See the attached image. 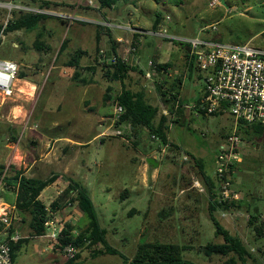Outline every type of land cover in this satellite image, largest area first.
I'll return each instance as SVG.
<instances>
[{"label": "rangeland", "instance_id": "rangeland-1", "mask_svg": "<svg viewBox=\"0 0 264 264\" xmlns=\"http://www.w3.org/2000/svg\"><path fill=\"white\" fill-rule=\"evenodd\" d=\"M2 1L35 9H42L45 2ZM92 1L52 2L57 6L50 11L62 17L75 14L76 19L50 16L35 30L7 31L9 23L28 13L0 8V60L14 61L20 69L13 95L5 97L0 93V173L4 172L10 180L19 173L42 179L52 174L73 177V168L77 166L73 162L83 160L89 164L91 173L85 168L81 176H90L84 184L100 223L108 232L107 241L122 255L132 259L141 242L160 241L185 247L182 253L185 261L227 264L235 254L207 256L204 252L208 244L222 243L223 238L215 234L208 211L210 195L195 160L203 162L210 177L215 176L219 147L234 133V119L229 114L206 115L203 108L198 113L197 108L184 109L180 119L185 125L172 124L170 146L163 152L162 144L147 130L138 135L129 126L114 124L115 103L106 106L101 97L110 83L103 76L102 65L97 63L101 58L109 63L107 58L115 47L119 54L114 55L121 59L126 51L136 47V52H127L133 73L126 86L136 91L144 89L149 102L159 108V115H168L156 84L172 93L177 91L173 88L178 81L184 82L182 99L185 97L187 104L190 95H185L186 89L195 96L200 92L198 74L188 68L186 49L178 42L133 34L126 29H166L178 37L217 36L225 43H250L264 49V0H220L215 6L211 5L213 0H137L134 4L119 2L112 9H101L100 0ZM214 26L216 32L211 29ZM38 34L43 35L41 41L46 47L40 51L36 48ZM117 34L122 42H118ZM78 49L89 52L90 56L81 64L97 67L91 77L102 88H96L89 103L84 102L73 81L75 69L68 66ZM151 61L169 67L166 72L147 78ZM110 85L115 98L121 91L120 82ZM181 88L182 84L179 91ZM105 107L111 112L103 113L102 117L99 111H106ZM102 119L106 121L105 127L100 126ZM112 123L114 127L110 128ZM118 130L122 136H116ZM97 134L102 138L91 142ZM239 136L240 160L230 175L231 190L238 196L239 206L218 210L215 216L227 231L242 239L250 254L248 264H264V135L242 132ZM67 137L80 142L89 139L91 146L69 145L60 140ZM149 156L156 157L158 167L148 164ZM105 161L108 167L100 166ZM15 185L14 181L4 180L0 188L1 201L13 207L17 197ZM67 186V179L58 180L41 194L40 200L49 208ZM163 210L170 212L166 219L159 216ZM12 214L13 224L24 238L15 264L66 263L63 252L34 235L29 226L30 212L16 208ZM55 216L73 226L75 239L88 227V219L76 203H68ZM94 250L90 244L80 249L76 264H123L120 255L96 257ZM236 264H242L238 257Z\"/></svg>", "mask_w": 264, "mask_h": 264}, {"label": "trees", "instance_id": "trees-1", "mask_svg": "<svg viewBox=\"0 0 264 264\" xmlns=\"http://www.w3.org/2000/svg\"><path fill=\"white\" fill-rule=\"evenodd\" d=\"M136 1L137 0H100V8L112 9L119 2L134 4L136 3ZM54 5L57 6V4L45 1L42 3L41 7H43L44 9H51ZM49 17L50 16L47 15L28 13L27 16L20 18L17 22L9 23L7 31H14L22 28L35 30L40 26V23L44 19H47ZM42 37V34H38L39 39L36 43V48L39 51L46 48L44 47L45 43L41 41ZM64 48L65 43L62 45L61 49L64 50ZM88 56V51L78 49L71 56V59L69 61L68 66L75 69L73 81L80 86L92 84L94 80L91 77V74L95 73V71L97 70V67L95 65L83 66L81 64V61ZM187 56L188 68L190 72H193L195 68L194 62L193 60L189 61L188 53ZM97 64L99 66L102 65L101 68L104 73L103 76L108 81V83L112 84L121 82L123 84L121 92L115 98L112 95L113 87L110 84L106 87L105 93L103 95L104 105L109 106V104L113 102L115 103V105L118 104L124 109V113L120 116L119 121L116 123V125L118 127L122 125L129 126L138 135L142 130H147L152 136H158L161 139V143L163 145L170 146L169 134L172 124L181 123L182 125H185L181 122L180 119L183 116V105L185 103L184 99H179L181 94L179 89L182 81H178V85L173 88V91L175 89H177V91L172 93L164 91V87L161 84H156V90L160 96L161 102L169 110L168 115H159V108L149 102L147 93L144 89L136 91L131 88H127L124 85V81L129 79L128 74L131 70V67L128 65V63L122 62L121 58L117 55V61H112L104 64H101L98 61ZM156 65L159 73H161L162 69H164L166 72L169 67L168 65ZM86 72H88L90 75L86 74ZM89 77L91 79H89ZM21 78H25V75H21ZM214 115L222 116L220 114ZM242 132L248 135L251 133L263 136L264 125H248L240 122L237 133L238 135H240V133ZM195 163L200 169V174L210 194L208 211L210 214V218L215 225V234L216 236H221L223 238L222 243L208 244L204 248L205 254L207 256H229L230 254H235V256L238 257L242 264H248L247 259L250 254L242 239L239 236H234L229 231H227L215 216V213L218 210L227 211L237 208L239 206L238 202L230 200L225 202L221 201L218 193L219 183L216 177L214 176L212 178L207 174L202 161L195 160ZM4 174V172L0 173V179ZM62 178L67 179L68 186L62 193H60L59 197L48 208L40 200L41 194L50 186L55 185L57 181ZM12 179L13 180L8 179L7 175H5L4 177L6 183L14 181V183L16 184L14 186L17 195L15 208H17V210L21 212H30L31 219L29 221V226L35 236L41 238L43 235H45L46 222L51 216L55 215L59 210L67 206L68 203H76L78 209L88 219V227L85 230V233H83V235L79 236L77 239H75L72 234L73 226L71 224L66 225L63 237L59 239L58 243L53 244L56 248L59 249L60 252H63L64 248L69 244L74 245L79 249V251L83 247L90 244V246L95 249L93 254L96 257L106 255H120L123 257V264H194L183 259L182 253L185 247L174 243H163L160 241L141 242L132 259L122 255L107 241L108 232L104 227H102L100 223V219L97 214L94 202L90 196L89 189L81 181L60 174H52L51 176L42 179L36 177H25L22 175V173H19ZM169 214L170 212L163 210L159 213V216L161 219H166L167 217H169ZM12 229L14 231L18 230L14 224L12 226ZM260 231L261 230H259V232ZM23 240L24 238L12 245V257L14 264L16 262L18 252L23 248ZM236 257L230 259L227 264H236ZM79 258L80 255L78 252L74 258L67 259L65 264H76Z\"/></svg>", "mask_w": 264, "mask_h": 264}, {"label": "built area", "instance_id": "built-area-1", "mask_svg": "<svg viewBox=\"0 0 264 264\" xmlns=\"http://www.w3.org/2000/svg\"><path fill=\"white\" fill-rule=\"evenodd\" d=\"M220 4V0H213L212 6ZM0 8L10 11L18 10L24 13L41 14L47 16L62 17V14L53 13L49 9H35L29 6L13 5L12 3H1ZM69 20L73 17H62ZM119 28H122L119 26ZM208 28H206L207 30ZM216 32L217 28L211 27ZM133 34H141L152 38L178 42L186 49H190L189 56L194 62L197 72L203 74L204 99L200 107L207 115L229 114L235 121L234 133L225 139L219 147V152L215 162V177L219 183V196L221 201H236L238 196L233 194L232 173L233 166L240 160L241 137L237 134L238 125L243 122L248 125H264V49L256 48L250 43L232 44L225 43L220 38H202L196 36H173L166 29L160 30H139L127 28ZM136 52V47L128 51ZM109 62L117 61V57H108ZM122 62H129V55H125ZM104 64V59H100ZM150 72L147 78L156 77L159 74L157 65L149 63ZM165 72L164 69L161 73ZM19 65L14 61L0 60V93L5 97H11L14 93V84L18 80ZM179 104V103H177ZM178 106V105H177ZM124 109L120 105H115L114 114L119 121ZM116 136H122L120 130L115 132ZM156 142L161 143L158 136H152ZM162 144V143H161ZM169 145L162 144V151L166 152ZM188 160V156H184ZM3 175L0 179V188L4 185ZM16 208L4 203L0 199V264H14L12 257V245L19 242L23 236L18 230H13L12 210ZM46 233L41 238L49 243H58L63 237L66 223L62 222L55 215L46 222ZM79 249L74 245H67L64 250V257L74 258Z\"/></svg>", "mask_w": 264, "mask_h": 264}, {"label": "crops", "instance_id": "crops-1", "mask_svg": "<svg viewBox=\"0 0 264 264\" xmlns=\"http://www.w3.org/2000/svg\"><path fill=\"white\" fill-rule=\"evenodd\" d=\"M9 1H11V0H7V2H9ZM33 1H35V0H33ZM38 1H48V2H53V3H57V4H66L65 2H62V0H38ZM90 2L92 3L93 1L92 0H90ZM1 3H5V1H2ZM217 37V36H216ZM217 38H220V37H217ZM117 40H119L118 42H122L121 41V36L119 37V34H117ZM185 48V47H184ZM186 49V48H185ZM119 51H118V47H115V48H113V53H112V55H114V54H119L118 53ZM127 52L128 51H126V55H127ZM188 52H187V49H186V54H187ZM189 54V53H188ZM89 56H90V54H89ZM119 56V55H118ZM190 57V56H189ZM131 57L129 56V61L130 60H132V59H130ZM100 60V59H99ZM189 61H191V58H189ZM128 65H129V62H128ZM84 66V65H83ZM193 71H196L197 72V70L194 68V70ZM131 73H133L131 70H130V72H129V74L128 75H131ZM193 73V72H192ZM197 74H198V80H199V82H200V84H201V87H200V92H199V95L198 96H195V94H193V91H190V93L188 92V91H186L185 90V95L188 93V95H190L189 96V99H191V100H189V99H187L188 100V104L185 102V97L183 98L184 99V105H183V108L184 109H195V108H197V113H198V111H200L199 109H201V107H200V104L202 103V100L204 99V96H205V94H204V85H203V74H201V73H199V72H197ZM86 75V74H85ZM89 79H91L90 77H89ZM127 81V80H126ZM126 81H124V85L126 86ZM182 84V88H181V93L182 94H180V97H179V99H181L182 100V97H183V89H185L184 87V82H182L181 83ZM99 85V83L97 84V81H93V83L92 84H90V85H86V86H78L77 85V87L76 88H78V91H79V94H80V96H82V98H83V100H84V102L85 103H89V100H90V98H92L93 97V94L95 93V91L97 90L96 88H98L99 90H101L102 88L100 87V86H98ZM127 88H128V86H126ZM122 88H123V85H122V83L120 82V90H122ZM121 92V91H120ZM114 93V92H113ZM104 95V94H103ZM103 95L101 96L102 97V100H103ZM188 95H187V97H188ZM89 106V105H88ZM105 109H106V111H104L103 109L102 110H100L99 111V115L100 116H102L103 117V115L104 114H106V112L108 111V112H111L110 110H109V108H106L105 107ZM104 113V114H103ZM207 115V114H206ZM104 122H106L104 119H102V120H100V126L101 127H105L106 126V123H104ZM112 127H114V125H113V123H112V125H110V128H112ZM97 132H99V130H97ZM100 134H101V132H100ZM100 134H97V135H95V136H92L93 137V140L91 141V142H95V141H97V140H99L100 138H102V137H100ZM60 140H63V141H65V142H67V144H69V145H75V144H80V143H86L85 145L86 146H91V142H90V140L88 139V141H86V142H80V141H77V140H75L74 138H64V139H60ZM150 158H153V159H155L156 160V157H154V156H149L148 158H147V162H148V159H150ZM107 161H105V162H101V164H100V166H106V167H108L106 164ZM158 162V161H157ZM74 164H76L77 166H75L74 168H73V171H72V175H73V177H71V178H73V179H75V180H78V181H81L83 184L85 183V184H87L88 182H86V179L87 180H89L90 179V176L88 175L87 177H84V176H81V175H84L83 174V171L85 170V168H87V170H86V172H88L89 171V173H91V169L90 168H88V163L87 162H85V161H79V163H75V162H73ZM113 162H110V165L113 167ZM160 164V163H159ZM73 166V165H72ZM65 175H66V173H65ZM108 177H109V174L107 175ZM68 177H70V176H68ZM120 183V182H119ZM84 184V185H85ZM121 184H123V182L121 181V183H120V185ZM87 188H88V186L87 185H85ZM209 192V191H208ZM210 195V194H209ZM209 202H210V196H209Z\"/></svg>", "mask_w": 264, "mask_h": 264}, {"label": "water", "instance_id": "water-1", "mask_svg": "<svg viewBox=\"0 0 264 264\" xmlns=\"http://www.w3.org/2000/svg\"><path fill=\"white\" fill-rule=\"evenodd\" d=\"M222 4L225 5V1H222ZM187 52L190 53V49H187ZM148 164L155 168L159 166L158 162L153 158L148 159Z\"/></svg>", "mask_w": 264, "mask_h": 264}, {"label": "bare ground", "instance_id": "bare-ground-1", "mask_svg": "<svg viewBox=\"0 0 264 264\" xmlns=\"http://www.w3.org/2000/svg\"><path fill=\"white\" fill-rule=\"evenodd\" d=\"M15 114V113H14Z\"/></svg>", "mask_w": 264, "mask_h": 264}]
</instances>
